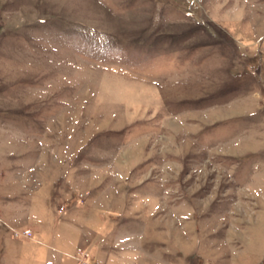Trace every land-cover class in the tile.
<instances>
[{
  "label": "rangeland",
  "instance_id": "1",
  "mask_svg": "<svg viewBox=\"0 0 264 264\" xmlns=\"http://www.w3.org/2000/svg\"><path fill=\"white\" fill-rule=\"evenodd\" d=\"M0 264H264V0H0Z\"/></svg>",
  "mask_w": 264,
  "mask_h": 264
}]
</instances>
